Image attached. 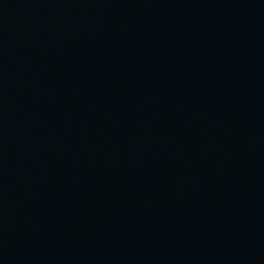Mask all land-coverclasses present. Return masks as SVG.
<instances>
[{"label": "water", "instance_id": "obj_1", "mask_svg": "<svg viewBox=\"0 0 264 264\" xmlns=\"http://www.w3.org/2000/svg\"><path fill=\"white\" fill-rule=\"evenodd\" d=\"M264 148V0H92Z\"/></svg>", "mask_w": 264, "mask_h": 264}]
</instances>
